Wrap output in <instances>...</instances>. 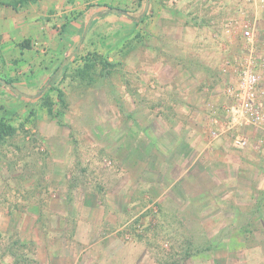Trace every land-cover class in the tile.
Masks as SVG:
<instances>
[{
	"label": "rangeland",
	"instance_id": "1",
	"mask_svg": "<svg viewBox=\"0 0 264 264\" xmlns=\"http://www.w3.org/2000/svg\"><path fill=\"white\" fill-rule=\"evenodd\" d=\"M146 6L0 5V264H264V128L226 90L246 22L264 74V6Z\"/></svg>",
	"mask_w": 264,
	"mask_h": 264
},
{
	"label": "built area",
	"instance_id": "2",
	"mask_svg": "<svg viewBox=\"0 0 264 264\" xmlns=\"http://www.w3.org/2000/svg\"><path fill=\"white\" fill-rule=\"evenodd\" d=\"M261 1L264 6V0ZM243 36L248 40L251 48L249 54L242 63L239 76L226 85L228 95L234 100L233 108L228 109L230 121L234 126H253L264 128V74L261 73L254 38L255 29L251 22H246L243 28ZM231 60H227L222 70L230 72ZM218 131H213L217 136ZM237 146L245 147L249 144V139L242 134H237L234 138Z\"/></svg>",
	"mask_w": 264,
	"mask_h": 264
},
{
	"label": "trees",
	"instance_id": "3",
	"mask_svg": "<svg viewBox=\"0 0 264 264\" xmlns=\"http://www.w3.org/2000/svg\"><path fill=\"white\" fill-rule=\"evenodd\" d=\"M36 1H38V0H15V1H1L0 0V5L12 7L15 10H18L24 4H28L30 2H36ZM111 10H112V8H111ZM144 11L142 12V14L144 13ZM141 18H142V16H130V19L133 21H138ZM8 81L11 82L10 80H8ZM55 89L57 91L58 100L65 102L64 92L60 88H55ZM45 105L47 106L49 113L53 114L55 111L54 110L55 103L50 98H47V100L45 101ZM15 133H16V130L12 126L7 124L3 120L0 121V144L3 143L5 141V139H7L8 137L14 136Z\"/></svg>",
	"mask_w": 264,
	"mask_h": 264
},
{
	"label": "water",
	"instance_id": "4",
	"mask_svg": "<svg viewBox=\"0 0 264 264\" xmlns=\"http://www.w3.org/2000/svg\"><path fill=\"white\" fill-rule=\"evenodd\" d=\"M147 6H148V0H147ZM112 10L113 11H118L117 8H112ZM0 83H2L4 86H6L7 88H9V89H11V90H13V91H15L17 93H22L18 88H16L14 86L13 83L9 82L7 79H4V78L0 77Z\"/></svg>",
	"mask_w": 264,
	"mask_h": 264
},
{
	"label": "crops",
	"instance_id": "5",
	"mask_svg": "<svg viewBox=\"0 0 264 264\" xmlns=\"http://www.w3.org/2000/svg\"><path fill=\"white\" fill-rule=\"evenodd\" d=\"M4 6V5H3ZM7 7V6H6ZM19 10V9H18ZM160 64H162V62H159L158 63V66H153L152 67V72H154L155 71V73H157V70H158V68H159V66H161ZM158 73H161V71H159ZM157 82V81H156Z\"/></svg>",
	"mask_w": 264,
	"mask_h": 264
}]
</instances>
